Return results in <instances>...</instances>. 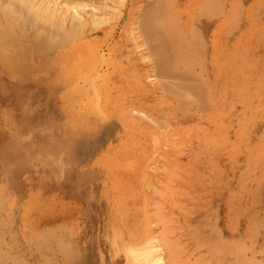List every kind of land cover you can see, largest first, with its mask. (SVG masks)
Returning a JSON list of instances; mask_svg holds the SVG:
<instances>
[{"label":"rangeland","instance_id":"374dc122","mask_svg":"<svg viewBox=\"0 0 264 264\" xmlns=\"http://www.w3.org/2000/svg\"><path fill=\"white\" fill-rule=\"evenodd\" d=\"M1 28L0 264H264V0H0Z\"/></svg>","mask_w":264,"mask_h":264},{"label":"bare ground","instance_id":"6f19581e","mask_svg":"<svg viewBox=\"0 0 264 264\" xmlns=\"http://www.w3.org/2000/svg\"><path fill=\"white\" fill-rule=\"evenodd\" d=\"M2 1V0H1ZM16 1H18V0H16ZM29 1V0H28ZM162 1V0H161ZM12 4V3H11ZM2 5V4H1ZM33 5V4H32ZM21 6V5H20ZM34 6V5H33ZM46 6V5H45ZM68 6V5H67ZM70 6V5H69ZM76 7V6H75ZM78 7V6H77ZM154 7V6H153ZM160 7V6H159ZM9 8V7H8ZM34 8V7H33ZM152 8V7H151ZM17 9V8H16ZM161 9V8H160ZM5 10H7V9H5ZM41 10V9H40ZM71 10V9H70ZM9 12V11H8ZM12 12V11H11ZM24 12V11H23ZM34 12V11H33ZM32 12V13H33ZM153 12V11H152ZM26 13H28V12H26ZM149 13V12H148ZM7 15H8V13H7ZM6 15V16H7ZM26 15V14H25ZM65 15V14H64ZM149 16V15H148ZM69 17V16H68ZM150 17V16H149ZM157 18H159V17H157ZM19 20V19H18ZM145 20H147V19H145ZM145 20H143V21H145ZM26 21V20H25ZM155 21V20H154ZM58 22L60 23V25H59V23H58V26L57 27H59L58 29H60L63 33H66V35H67V37H69L68 38V40L75 34V36L77 35V36H79L78 34H79V32H78V34H77V29L79 30V28H81L82 27V25L84 24V18L81 16V15H79V14H74L73 16H71V18L70 19H66V18H63V17H61V19H59L58 20ZM90 22V21H89ZM15 23V22H14ZM19 23H20V21H19ZM85 23H87L86 21H85ZM142 23V22H141ZM147 23V22H146ZM6 24H8V23H6ZM22 24H24L23 23V21H22ZM21 24V25H22ZM16 25V24H15ZM87 25V24H86ZM156 25V24H155ZM8 26H9V24H8ZM7 26V27H8ZM18 26H19V24H18ZM17 26V27H18ZM35 26V25H34ZM54 26V25H53ZM92 26V25H91ZM5 27H6V25H5ZM6 27V28H7ZM151 27H153V26H151ZM157 27V26H156ZM3 28V27H2ZM1 28V29H2ZM16 28V27H15ZM19 28H20V26H19ZM73 28V29H72ZM148 28V27H147ZM158 28V27H157ZM0 29V32L1 31H3V29L1 30ZM69 29V30H68ZM86 29V28H85ZM162 29H163V27H162ZM10 28H8V31L5 29L4 30V32L6 33H4V36H2V39H4V37H6L5 35H7V32H8V34L10 33ZM22 30V29H21ZM82 30V29H81ZM19 31V30H18ZM19 32H21V31H19ZM18 32V33H19ZM57 32V31H56ZM3 33H0V34H2L3 35ZM146 33V32H145ZM153 33V32H152ZM151 33V34H152ZM36 34H38V33H36ZM61 34V33H60ZM87 35V34H86ZM41 36V35H40ZM36 37V36H35ZM43 37H45V36H43ZM48 37H49V35H48ZM51 37V36H50ZM58 37V36H57ZM60 37V36H59ZM149 37V36H148ZM0 38H1V36H0ZM61 38H62V36H61ZM63 38H64V36H63ZM44 39V38H43ZM48 39V38H47ZM49 39H51V38H49ZM55 39H56V37H54L53 38V40L55 41ZM163 39V38H162ZM169 39H171V38H169ZM33 40H35V39H33ZM57 40H59V38H57L56 39V41ZM164 40V39H163ZM168 40V39H167ZM173 40V39H172ZM171 40V42H169V46H170V49L172 50V52L175 50L174 48H173V44H172V41ZM69 41H71V39L69 40ZM73 41V40H72ZM1 42H2V40H1ZM1 42H0V47H1V45L3 44H1ZM62 42V41H61ZM60 42V43H61ZM167 42V43H168ZM185 44H187L188 42H185V41H183ZM65 43H67V42H65ZM54 44H56V43H54ZM172 44V45H171ZM183 44V43H182ZM51 45V44H50ZM61 45V44H60ZM5 46V44L2 46V47H4ZM160 46V45H159ZM167 46V45H166ZM27 47V49L28 50H26V51H24L25 53H28L27 51H29V54H30V48H32V46L30 47V48H28V46H26ZM49 47H52V45L51 46H45L44 48H43V50L45 51V50H49ZM175 47V46H174ZM9 48V47H8ZM46 48V49H45ZM167 48V47H166ZM12 49V48H11ZM11 49H9L10 50V56L12 57L13 56V58H14V54L11 52ZM15 49V48H14ZM93 49V48H92ZM170 49H169V51H170ZM1 50V49H0ZM32 50V49H31ZM157 50V49H156ZM163 50V49H162ZM167 50H168V48H167ZM42 51V50H41ZM55 51V50H54ZM92 51V50H91ZM90 51V52H91ZM152 51V50H151ZM165 51V50H164ZM168 51V52H169ZM177 51V50H176ZM179 51V50H178ZM2 52H4V53H2L3 55H6L7 53H6V51H4V49H2ZM89 52V53H90ZM158 52V51H157ZM171 52V53H172ZM197 52V51H196ZM11 53H12V55H11ZM33 53V52H32ZM47 53V52H46ZM189 53V52H188ZM95 54V53H94ZM8 55V54H7ZM6 55V56H7ZM37 55V54H36ZM42 55H44V54H42ZM85 55V54H84ZM157 55L158 56H162V58L165 60V54H164V57H163V53L161 54V52H159V53H157ZM173 55V54H172ZM10 56H7V60L9 59L10 60ZM26 56V55H25ZM30 56V55H29ZM32 56H33V54H32ZM68 56V55H67ZM66 56V57H67ZM161 56L159 57V59L157 58L156 59V61H157V63H158V66L160 67V70L162 69V68H164V70H162V72H165V70H168V68L169 67H171L170 65L168 66V65H166V63H167V61H166V63L163 61V59H161ZM175 56V55H174ZM174 56H172L173 58H174ZM19 57V56H18ZM38 57V56H37ZM44 57V56H43ZM64 57V56H63ZM65 57V59H66V61L64 60V59H60L59 61H57L56 63H57V65H58V67H59V70H61V72L63 73V71H66V69L68 68V67H71V58H73V56H70L69 55V58H68V60H67V58ZM176 57V56H175ZM3 58V61L4 60H6V58L5 57H2ZM12 58V59H13ZM75 58V57H74ZM76 59V58H75ZM178 59H180V58H178ZM8 60V61H9ZM37 60H39V59H37ZM36 60V61H37ZM42 61H43V58L41 59ZM172 60H174V59H172ZM32 62H33V60H31ZM40 61V60H39ZM38 61V62H39ZM45 61H47V60H45ZM171 61V60H170ZM5 62V61H4ZM7 62V61H6ZM14 62H15V59H14ZM18 62V61H17ZM189 62V61H188ZM31 63V62H30ZM37 63V62H36ZM97 63V62H96ZM15 64V63H14ZM25 64V63H24ZM41 64V63H40ZM39 64V65H40ZM47 64V63H46ZM46 64H45V66H46ZM48 64H49V62H48ZM169 64V63H168ZM42 65V67H43V65H44V62H43V64H41ZM56 65V66H57ZM61 66V67H60ZM35 67V66H34ZM173 67V66H172ZM24 68V67H23ZM78 68V67H77ZM159 69V68H158ZM157 69V70H158ZM173 69V68H172ZM55 70H56V68H55ZM63 70V71H62ZM73 70V69H72ZM50 71V70H49ZM57 71V70H56ZM172 71V70H171ZM161 72V73H162ZM166 72H168V71H166ZM165 72V73H166ZM191 72V71H190ZM53 73H55V72H53ZM171 73V72H170ZM184 72H182V74H183ZM189 73V72H188ZM56 74H58V73H56ZM71 74V73H70ZM168 74V73H167ZM180 74H181V72H180ZM55 75V74H54ZM73 75H74V72H73ZM164 75V74H163ZM173 75H174V73H173ZM184 75H186V72H185V74ZM189 75V74H188ZM161 76H162V74H161ZM182 76V75H181ZM191 76V75H190ZM55 77H57V76H55ZM71 77V76H70ZM69 77V78H70ZM74 77V76H73ZM184 77H186V76H184ZM71 79V78H70ZM191 79V78H190ZM64 80V79H63ZM32 81V80H31ZM62 81V80H61ZM60 82V80L57 82V85H58V83ZM174 83V82H173ZM60 84H62V82L60 83ZM59 84V85H60ZM177 84V83H176ZM183 84V83H182ZM51 85V84H50ZM178 85V84H177ZM185 85V84H184ZM51 86H53V84L51 85ZM55 86H56V84H55ZM54 87V86H53ZM57 87H59V86H57ZM182 87V86H181ZM163 88V87H162ZM185 88V87H184ZM54 89V88H53ZM182 89V88H181ZM55 91V90H54ZM57 92V91H56ZM190 92V91H189ZM172 93V92H171ZM183 93V92H182ZM203 97V96H202ZM195 98V97H194ZM99 101V100H98ZM107 103H108V101H107ZM134 114V113H133ZM130 115V114H129ZM133 117V116H132ZM67 118V117H66ZM134 118V117H133ZM109 123V122H108ZM132 126H135V125H132ZM136 127V126H135ZM225 243V242H224ZM228 246V245H227ZM221 250H223V249H221ZM232 252V251H231ZM234 253V252H233ZM130 255V254H129ZM132 255V254H131ZM172 257V256H171ZM172 259V258H171ZM173 260V259H172ZM240 260V259H239ZM140 257L137 255H132L130 258H129V260H128V264H140ZM171 261V260H170ZM174 263V262H173ZM210 263V262H209ZM158 264H161L160 262L158 263ZM177 264V263H176Z\"/></svg>","mask_w":264,"mask_h":264}]
</instances>
